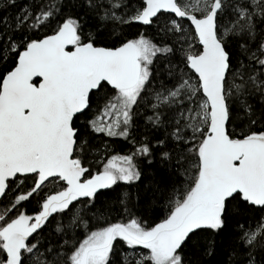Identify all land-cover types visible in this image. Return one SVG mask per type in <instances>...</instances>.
Wrapping results in <instances>:
<instances>
[{
	"label": "snow or ice",
	"instance_id": "obj_1",
	"mask_svg": "<svg viewBox=\"0 0 264 264\" xmlns=\"http://www.w3.org/2000/svg\"><path fill=\"white\" fill-rule=\"evenodd\" d=\"M0 264H264V0H0Z\"/></svg>",
	"mask_w": 264,
	"mask_h": 264
}]
</instances>
